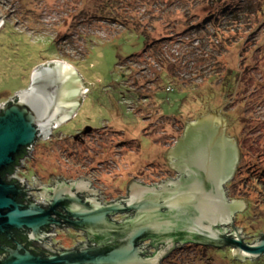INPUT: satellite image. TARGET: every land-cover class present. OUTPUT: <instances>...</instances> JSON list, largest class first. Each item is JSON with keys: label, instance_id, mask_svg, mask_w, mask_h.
<instances>
[{"label": "rangeland", "instance_id": "1", "mask_svg": "<svg viewBox=\"0 0 264 264\" xmlns=\"http://www.w3.org/2000/svg\"><path fill=\"white\" fill-rule=\"evenodd\" d=\"M0 18V106L46 63H67L89 83L76 115L32 147L28 181L82 177L105 203L127 198L133 180L175 176L162 154L188 123L222 114L240 158L228 197L246 204L234 226L245 243L261 240L264 0H0ZM54 241L76 242L65 233ZM184 248L165 264H264L232 248Z\"/></svg>", "mask_w": 264, "mask_h": 264}, {"label": "water", "instance_id": "2", "mask_svg": "<svg viewBox=\"0 0 264 264\" xmlns=\"http://www.w3.org/2000/svg\"><path fill=\"white\" fill-rule=\"evenodd\" d=\"M88 85L75 68L54 61L37 67L31 86L16 93L8 102L11 104L0 106V236L29 230V239L40 241L45 239L44 227L62 225L58 218L87 238L74 249L45 256L17 245L5 249L7 256L0 257V264H162L178 247L188 244L232 248L235 258L242 261L264 256V236L253 244L245 243L242 229L234 226V218L246 204L228 197L226 186L240 158L236 141L223 136L227 122L229 126L233 123L222 114L188 123L177 146L162 154L171 169L180 173L178 146L189 145L201 126L212 130L214 123H221L219 131L210 132L205 144L191 152L187 176L156 186L133 180L127 198L105 203L100 190L82 177L71 182L55 177L51 186H43L33 177L35 189H31L26 179L14 177L17 167L23 166L21 161L8 177L17 183H8L4 172L25 149L31 157L38 141L50 139L54 130L76 115ZM18 184L27 191L35 190L50 208L40 207L41 200L35 202L31 195L25 197L28 206L20 203L17 198L22 188ZM85 193L86 200L80 196ZM118 215H124L120 223L113 219Z\"/></svg>", "mask_w": 264, "mask_h": 264}, {"label": "flooded vegetation", "instance_id": "3", "mask_svg": "<svg viewBox=\"0 0 264 264\" xmlns=\"http://www.w3.org/2000/svg\"><path fill=\"white\" fill-rule=\"evenodd\" d=\"M223 120H226L225 118H223ZM208 127H205V125L201 126V128L198 131V134L196 135V138L192 140V142H190V144L186 146H182L180 147V145L178 146V149L176 150V153L178 154V156H180V165H178V167L180 168V177L183 174V176H187L186 175V171L189 170L188 166L186 165L187 160L189 159V156L191 154V152H194L197 147L199 146H203L206 142V137L207 135H209L210 132H216L219 131L221 128V123L217 122L214 123V127H212V130H208ZM229 123L227 122V124L225 125V130L223 133L224 138L229 139ZM193 150V151H192ZM10 168L4 172V178L7 174V177L5 178L6 181L10 184H14L17 183L15 181L10 180L8 177L12 174L10 173ZM55 178L52 177L51 180H49V178H47V182H46V178L45 179H40L44 184L49 185L51 184L52 180ZM32 186L34 187V183H31ZM18 186L20 188H22V192L19 194L18 196V201L22 204H24L25 206H28L30 201H26L25 197L28 196V192H27V188L21 184H18ZM129 186V184H128ZM128 188V187H127ZM100 192V191H99ZM37 193V192H36ZM38 195V194H37ZM80 196L86 200L87 197L86 195L80 194ZM99 197V194H98ZM38 198L41 199L38 195ZM44 200L41 199V202L38 203V205L44 209H49L50 205L47 202H43ZM59 211L61 212V210L59 209ZM57 220L62 222L61 226H57V225H51V226H46L42 229V234L45 236V239L40 240V241H29V234L31 233L29 230H23V231H18V230H13L10 231L8 235L5 236H0V257H4L7 256V253L5 251V249L7 248H11V249H15L17 247V245H24V247L28 250H32V252L34 254L37 255H52V254H57L58 252L64 251V250H71V249H64L62 247L61 244L55 242V238H58V236L60 235V233H65L67 235H70L76 242H75V247H77V245L79 243H84L86 241V238L83 236L82 233H78L76 231H74L72 228H70L63 220H60L57 218ZM72 234V235H71ZM28 237V238H27ZM60 246V247H59ZM185 247V246H184ZM184 247H178L177 249H183ZM203 247H207V246H203ZM209 248H215L212 246H208ZM72 248V249H74ZM55 250V252H53ZM151 253V250H150ZM170 256L166 257L162 264H165V262L169 259Z\"/></svg>", "mask_w": 264, "mask_h": 264}, {"label": "built area", "instance_id": "4", "mask_svg": "<svg viewBox=\"0 0 264 264\" xmlns=\"http://www.w3.org/2000/svg\"><path fill=\"white\" fill-rule=\"evenodd\" d=\"M33 150V148L31 149V151ZM30 155L32 156V152L30 153ZM30 158V156H25L24 157V159H22L21 160V162H22V164H23V166H18L17 167V170L18 171H16L15 173H14V177H16V178H19V179H21V180H24V179H26L23 175H22V172H23V170L26 168V163H27V161H28V159ZM27 180V179H26ZM28 181V180H27ZM27 185L29 186V188H31V189H35L33 186H32V184H31V182L30 181H28L27 182ZM28 192V196H34L33 197V200L35 201V202H38L39 200H41V199H39L38 198V196H35V194H36V192H35V190H29V191H27ZM100 197H103L102 196V194H100ZM103 201H104V199H102ZM44 202V201H43ZM146 251H149L150 252V249H148V250H146ZM53 252H55V250L53 251Z\"/></svg>", "mask_w": 264, "mask_h": 264}, {"label": "crops", "instance_id": "5", "mask_svg": "<svg viewBox=\"0 0 264 264\" xmlns=\"http://www.w3.org/2000/svg\"><path fill=\"white\" fill-rule=\"evenodd\" d=\"M171 170H172V172L175 173V176H170V177L167 178V179H173V180L178 179L179 176H180V173L177 172L176 170H173V169H171ZM38 180H39V179H38ZM39 181L41 182V184H42L43 186H51V185L53 184V180H52L51 184H49V185L44 184L41 180H39ZM161 181L166 182L167 180L165 179V181H164L163 178H162V179L159 180V182H156V183H150V184H145V185H147V186H156V185L160 184ZM130 183H131V182H130ZM130 183H129V184H130ZM138 183H142V182H138ZM128 192H129V191H128ZM127 194H128V193H127ZM85 195L87 196L88 194L85 193Z\"/></svg>", "mask_w": 264, "mask_h": 264}, {"label": "trees", "instance_id": "6", "mask_svg": "<svg viewBox=\"0 0 264 264\" xmlns=\"http://www.w3.org/2000/svg\"><path fill=\"white\" fill-rule=\"evenodd\" d=\"M8 104H11V102L8 103ZM92 131H93V130H92ZM27 150H28V149H25V151H24L21 155H19V156L17 157V162H16V164H15L14 166H12V167L10 168V170H9L10 173H14L16 166L20 163L21 159H22L23 157L26 156V152H27ZM7 174H8V173H7ZM7 174H6L5 178L7 177ZM263 236H264V235H263ZM263 236L261 237V239L263 238ZM27 238H28V237H27ZM28 240L31 241L29 238H28ZM195 246H197V247L199 248L198 245H195ZM206 248H207V247H206ZM184 249H186V248H183V249H180V250L177 249L175 252H177V253H181V254H182V251H183ZM204 249H205V247H204ZM175 252H174V253H175Z\"/></svg>", "mask_w": 264, "mask_h": 264}, {"label": "bare ground", "instance_id": "7", "mask_svg": "<svg viewBox=\"0 0 264 264\" xmlns=\"http://www.w3.org/2000/svg\"><path fill=\"white\" fill-rule=\"evenodd\" d=\"M67 64V63H66ZM227 187V186H226ZM113 219H115V217L113 218ZM115 221V220H114Z\"/></svg>", "mask_w": 264, "mask_h": 264}]
</instances>
